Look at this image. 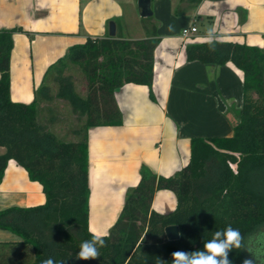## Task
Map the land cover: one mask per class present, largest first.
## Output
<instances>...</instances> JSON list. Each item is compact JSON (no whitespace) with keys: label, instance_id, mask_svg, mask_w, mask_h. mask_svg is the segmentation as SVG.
I'll return each mask as SVG.
<instances>
[{"label":"trees","instance_id":"1","mask_svg":"<svg viewBox=\"0 0 264 264\" xmlns=\"http://www.w3.org/2000/svg\"><path fill=\"white\" fill-rule=\"evenodd\" d=\"M180 1L197 6L203 0ZM152 20L143 19L151 24L143 39L105 35L70 47L47 70L29 104L13 102L10 95L13 35L22 29L0 30V183L8 162L14 160L41 185L46 199L38 206L0 210V229L19 238L0 242V264H42L49 256L58 264H158L159 260L172 264L171 253L202 250L216 231L231 226L250 243L264 224V49L209 40L187 45L186 58L219 66L232 63L243 73V101L234 135L192 138L189 163L170 177L158 176L143 165L137 186L106 235V246L99 248V258L77 259L81 242L91 239L89 131L123 124L115 93L124 85L146 86L156 102L154 55L160 38ZM71 66L84 73L85 96L76 92L66 74ZM48 79L57 86L55 92L46 84ZM52 103L58 106L51 107ZM64 103L80 124L71 131L76 140L62 139L52 130ZM158 190L175 194L173 211L152 209ZM170 225L179 226V240L166 238ZM254 244L253 249L259 247L258 254H264V233ZM229 259L243 264L245 251L234 249Z\"/></svg>","mask_w":264,"mask_h":264},{"label":"crops","instance_id":"2","mask_svg":"<svg viewBox=\"0 0 264 264\" xmlns=\"http://www.w3.org/2000/svg\"><path fill=\"white\" fill-rule=\"evenodd\" d=\"M151 10L160 38L154 55L156 102L146 86L124 85L115 93L123 124L89 131V229L106 235L137 186L143 165L170 177L189 163L192 138L234 135L243 73L232 63L188 61L186 46L219 40L264 49V0H203L197 6L152 0ZM143 19L137 0H0V30L22 29L13 35L11 100L31 103L50 66L88 37L109 35L110 22L116 35L145 38L151 24ZM193 26L197 33L184 40L182 30ZM45 200L41 185L10 160L0 183V210ZM175 208L173 192L156 191L153 210L169 213ZM17 240L0 229V242Z\"/></svg>","mask_w":264,"mask_h":264},{"label":"clouds","instance_id":"3","mask_svg":"<svg viewBox=\"0 0 264 264\" xmlns=\"http://www.w3.org/2000/svg\"><path fill=\"white\" fill-rule=\"evenodd\" d=\"M89 231L91 239L82 241L77 253V259L81 261L97 260L100 255L99 248L106 246V234L93 229H89ZM234 249L246 250L249 253L251 251L239 229L228 226L223 231H216L212 239L203 244L202 250H177L171 253L172 264H232L229 253ZM42 264H58V262L49 256ZM59 264H63V262H59ZM158 264H166V262L159 260ZM243 264H257L256 257L252 255V258L245 259Z\"/></svg>","mask_w":264,"mask_h":264},{"label":"rangeland","instance_id":"4","mask_svg":"<svg viewBox=\"0 0 264 264\" xmlns=\"http://www.w3.org/2000/svg\"><path fill=\"white\" fill-rule=\"evenodd\" d=\"M66 74L70 75L72 77L76 92L81 96H85V94H86V79H85L83 71L78 66H71L68 69V71L66 72ZM46 84H50V86H52L53 92L56 91L57 86H55L51 82V79L46 80ZM64 104H65L64 107H60L61 111H59V109L57 110V111H59V113L61 115L58 118V122L52 126V130L62 139L76 140L77 138H75L71 134V131L73 129L78 128L80 126V124L76 122L73 114L71 113L70 106L67 103H64ZM41 105L44 106V103ZM50 106L56 108V106H58V104L56 105V103H52V104H50ZM45 117H47V112L43 111L41 114L42 121H44ZM0 152H2L1 149H0ZM261 233H264V224L262 225V227H260L258 232L254 235V239L250 243L246 242L247 247L251 250L250 253L247 252L246 250H244L245 251V259L252 258V255H253L256 257L257 264H264V254H262V253L258 254V252L260 250L259 247L255 248V250L253 249L256 246L254 244V242L257 240V235H259Z\"/></svg>","mask_w":264,"mask_h":264},{"label":"water","instance_id":"5","mask_svg":"<svg viewBox=\"0 0 264 264\" xmlns=\"http://www.w3.org/2000/svg\"><path fill=\"white\" fill-rule=\"evenodd\" d=\"M152 0H137L138 6L141 10V17L148 18L152 16L151 10ZM109 36H116V25L114 22L109 23ZM165 235L169 241H176L180 239V228L177 225H170L165 228Z\"/></svg>","mask_w":264,"mask_h":264},{"label":"built area","instance_id":"6","mask_svg":"<svg viewBox=\"0 0 264 264\" xmlns=\"http://www.w3.org/2000/svg\"><path fill=\"white\" fill-rule=\"evenodd\" d=\"M197 33V28L195 26L191 27V28H185L182 30L181 32V37L184 40L190 39L192 38V36Z\"/></svg>","mask_w":264,"mask_h":264}]
</instances>
